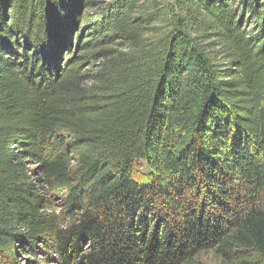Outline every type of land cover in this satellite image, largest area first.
<instances>
[{
	"label": "trees",
	"instance_id": "trees-1",
	"mask_svg": "<svg viewBox=\"0 0 264 264\" xmlns=\"http://www.w3.org/2000/svg\"><path fill=\"white\" fill-rule=\"evenodd\" d=\"M85 1L0 0V264H264L261 0Z\"/></svg>",
	"mask_w": 264,
	"mask_h": 264
},
{
	"label": "rangeland",
	"instance_id": "rangeland-1",
	"mask_svg": "<svg viewBox=\"0 0 264 264\" xmlns=\"http://www.w3.org/2000/svg\"><path fill=\"white\" fill-rule=\"evenodd\" d=\"M70 1H71V6L74 7L75 10H77V12L79 13V17L81 18V23H84V21L87 17V14L91 10L90 4H85L86 3L85 0H70ZM110 1H112V0H97V5L92 7V11H93L92 13L96 12L97 8L100 5L108 4ZM170 1L171 0H139L138 4L136 6L138 11H134V13L138 14V13H142L144 11V12H147L150 14H155V15L163 14V12L165 13L166 8L170 6ZM244 1L245 0H235V1L232 0V3L235 4V6H238V5H242ZM261 4L263 6L262 10H264V0H261ZM151 21H152V18H151ZM151 21H150V23H151ZM246 22H247V24H245V25H246L247 30L251 31L252 28L255 26V24H254L255 20H252V18L247 15L246 16ZM150 23H149L148 29H150V32L152 33L151 29L153 27H155V24H152L150 26ZM153 29H155V28H153ZM154 31H156V30H154ZM163 32H165V30H162V33ZM30 169L37 170L38 175H39L37 177H40L43 180L46 179L45 172L42 168V165H40V166L39 165H32V166H30ZM144 169L146 171V169H147L146 165H144L141 170H144ZM48 196L50 197L51 194ZM51 201H52V203H54V206L62 208V202H61V199L59 197L53 198V195H52ZM34 259L36 260V262H29V261H25L22 259L20 263L21 264H62L60 262V260L57 259V257L51 258L48 255H44V254L38 255V257H35ZM76 261L78 262L79 259H76ZM185 264H221V259H218L216 257V254L211 253V252H207V253H204V254L200 255L199 257H197L196 259H194L188 263H185Z\"/></svg>",
	"mask_w": 264,
	"mask_h": 264
}]
</instances>
